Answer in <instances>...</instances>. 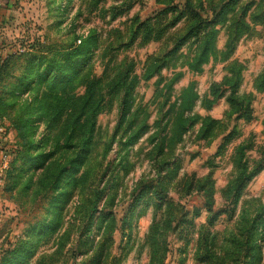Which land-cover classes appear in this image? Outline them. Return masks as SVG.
Returning <instances> with one entry per match:
<instances>
[{"label": "clouds", "instance_id": "1", "mask_svg": "<svg viewBox=\"0 0 264 264\" xmlns=\"http://www.w3.org/2000/svg\"><path fill=\"white\" fill-rule=\"evenodd\" d=\"M250 4L237 5L238 39L261 42L259 59L237 62L221 43L219 73L185 59L161 63L149 81L136 61L140 89L184 73L176 88L196 97L186 118L206 98L225 110L217 135L193 134L161 156L125 128L78 136L64 151L68 137L35 101L37 86L66 85L97 55L77 17L84 0H0V264H264V89L253 87L264 79V16L256 5L242 16ZM90 18L97 30L120 24Z\"/></svg>", "mask_w": 264, "mask_h": 264}, {"label": "rangeland", "instance_id": "2", "mask_svg": "<svg viewBox=\"0 0 264 264\" xmlns=\"http://www.w3.org/2000/svg\"><path fill=\"white\" fill-rule=\"evenodd\" d=\"M189 1L195 14L203 21H210L214 14L219 13V6L228 0H213L217 6L214 13L209 10L211 5L207 0L202 1L203 8L199 10L196 8L198 0ZM260 1V5L264 4V0ZM84 3V11L77 12V17H84L82 29L87 31V38L97 55L86 66L85 72L66 85L53 87L48 82L43 85V91L37 86L39 99L35 101V106L42 115L56 120L57 128L68 137L69 143L65 144L64 151H72L74 144L71 141L78 136L103 133L105 130H112L113 135H117L120 128H125V131L134 129L135 143L161 156L178 140L192 142L193 134L197 141L208 140L218 134L221 118L225 115L222 106L214 105L206 98L204 105L195 110V118H186L184 113L194 110L192 103L196 97L183 88H176L178 82L181 85L187 83L183 79L184 73L178 72L167 84L157 79L155 87L150 85L140 89L141 78L136 61L144 65V81L151 80L161 63L173 62L175 67L185 59L191 61L190 66L194 71H200L205 65H213L219 73V63L214 62L218 47L223 43L225 48L229 34L237 36L242 33L235 15L240 0L226 7L223 16L217 18L212 26L203 29L201 33L204 35L200 34L198 40L193 37L186 39L190 16L185 13L178 17L184 10V0H84ZM102 4L105 7H101ZM251 5L257 6V0L245 5L247 11L244 17L253 10ZM260 5L255 13L260 12ZM94 12L100 20L110 16L108 24L117 20L120 24L111 28L105 24L97 30L98 26L90 18ZM208 30L214 32L211 37L207 35ZM146 32H150L149 35ZM260 43L257 41L253 45L249 41L241 44L237 39L231 54L225 55L235 56L237 62L240 59L247 61L250 56H256L254 48ZM256 58L259 59L258 56ZM239 84H244L242 78ZM126 91L131 98L128 110L122 117V98ZM214 95L219 97V91ZM154 105L155 111L152 110ZM117 108L118 112L115 111ZM114 117L117 121L115 126L112 124ZM207 121L215 124L207 125L209 135L202 138L200 132ZM198 154L199 149L192 153L193 162ZM254 187L259 189L261 182L257 180Z\"/></svg>", "mask_w": 264, "mask_h": 264}, {"label": "trees", "instance_id": "3", "mask_svg": "<svg viewBox=\"0 0 264 264\" xmlns=\"http://www.w3.org/2000/svg\"><path fill=\"white\" fill-rule=\"evenodd\" d=\"M184 1H185L184 10H182V12L179 14L178 17H181L185 13L188 14V16H190L191 22L186 27V31H185L186 39H188V38H191V37H194V36H199L200 37L201 31L203 29H205L206 27H208L209 25L212 26V24L216 22L217 18L223 16V12H224L225 8L228 7L230 4L234 3L236 0H228L227 3H222L219 6V13L218 14H214L213 18L210 21H207V20L203 21L199 17V15L194 13V9L191 8L190 1L189 0H184ZM202 1L203 0H198V4L196 6V8H198V10L203 8V2L204 1L203 2ZM207 2H209V4L211 5L209 10L214 13V11L216 10L217 6H215V4L213 3V0H207ZM260 4H261V1L256 6V11H258V7H259ZM245 14H246V11L243 9L241 15L244 16ZM254 16H264V13H262V12L255 13ZM238 21H239V25H241V21L240 20H238ZM244 26H246V25H244ZM146 33H147V35H149L150 32H146ZM213 33H214L213 31L208 30L207 35L209 37H211L213 35ZM238 37H239V35H237V36L232 35V34L228 35V39H227L226 46H225L227 54H231V52H232V50L234 48L233 41L234 40L236 41L238 39ZM205 47L207 48V46H205ZM254 88L258 89V90L259 89H264V79H260L258 77L257 80L255 81ZM89 89H91V85H90ZM130 98H131V96H130L129 92L126 91L124 93L123 98H122V109H121L122 117H124V115L126 114V112L128 110V105H129ZM214 124L215 123L211 122V121L205 122V124L202 127L201 132H200L202 138H206L209 135L208 134L209 127L214 125Z\"/></svg>", "mask_w": 264, "mask_h": 264}]
</instances>
